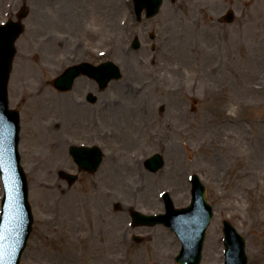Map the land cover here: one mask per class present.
Wrapping results in <instances>:
<instances>
[{"label": "rangeland", "instance_id": "1", "mask_svg": "<svg viewBox=\"0 0 264 264\" xmlns=\"http://www.w3.org/2000/svg\"><path fill=\"white\" fill-rule=\"evenodd\" d=\"M130 1L0 0V21L6 17V2L13 16L23 4L28 7L8 84L9 107L20 113L18 150L33 213L32 232L20 264H176L180 243L174 234L160 224L132 227L129 212L162 211L159 194L165 188L174 189L175 206H184L189 201L191 173H197L205 184L213 208L200 264H222V219L244 236L248 264H264V0H164L159 14L146 22L150 27L146 31L154 32L153 40L148 33L140 38L141 50L155 61L140 66L137 52L127 47L131 35L138 32ZM80 2L87 8L78 10ZM103 6L105 23L100 26L107 45L113 50L122 45V53H129L122 60L107 55L122 71L120 93L107 95V113L115 111L120 117L116 121L124 125L125 118L137 112V104L153 96L152 127H146L140 148L117 145L120 150L115 153L121 162L129 150L138 156L130 165L104 170L102 163L96 172H82L68 184L60 175L61 170L75 168L67 148L73 140H93L89 134L98 130L94 121L80 130L78 123H85L88 115L94 119L101 103L75 117V102L65 108L63 101L52 100L50 81L58 59L65 60V65L87 55V41L93 40L96 30L95 21L85 19L87 9L92 15ZM65 7L70 8V15L66 16ZM199 8L206 11V18ZM226 9L234 12L230 24L221 21ZM188 15H195L198 24L185 21ZM170 24L173 32L166 29ZM80 34L87 39L80 40ZM80 41L83 50L78 49ZM165 67L169 70L165 85L154 80L147 94L137 98L134 93L129 98L123 93L135 68L154 70L157 75ZM36 82H42L49 94H38L41 87ZM160 102L168 116L166 127L158 111ZM178 126L190 131L182 134ZM153 152L161 153L165 161L156 172L141 162L142 156ZM180 180L187 183L185 193L181 188L177 191ZM1 195L0 181V199ZM134 234L142 236V241H133Z\"/></svg>", "mask_w": 264, "mask_h": 264}, {"label": "water", "instance_id": "2", "mask_svg": "<svg viewBox=\"0 0 264 264\" xmlns=\"http://www.w3.org/2000/svg\"><path fill=\"white\" fill-rule=\"evenodd\" d=\"M137 9H146L147 16L157 13L162 0H136ZM226 21H232V12L225 15ZM17 22L0 24V171L4 186L0 217V264H20V256L31 231L32 214L28 202L26 177L19 165L17 143L19 117L17 110L8 109L7 84L15 53L14 41L21 32ZM104 68V66H103ZM98 73L103 72L97 69ZM118 68L107 63L106 80L116 77ZM77 70L69 68L59 79V87H67L65 78L71 83ZM79 153L77 162L86 169L95 168L87 164V151ZM85 157V158H83ZM150 169L156 171L163 164L160 155L148 159ZM192 199L188 206L174 208L172 200L165 193V213L146 215L131 211L133 225H153L163 223L170 227L181 241V249L175 257L177 264H199L206 227L212 216V207L206 202L205 187L196 174H193ZM224 264H246L244 238L227 221L223 220ZM136 241L141 238L134 236Z\"/></svg>", "mask_w": 264, "mask_h": 264}, {"label": "flooded vegetation", "instance_id": "3", "mask_svg": "<svg viewBox=\"0 0 264 264\" xmlns=\"http://www.w3.org/2000/svg\"><path fill=\"white\" fill-rule=\"evenodd\" d=\"M77 3V2H76ZM7 5V2H6ZM79 7V4L76 5ZM83 6L85 8H87V6L85 4H83V2H80V7L78 8V10H80V8H83ZM100 7L99 10H101L100 12H97L95 14H89V10L87 9V13L85 16V19L88 23H93L95 21V24L93 26L95 30V32L92 34L93 40H90V38L87 41V45H86V51L88 52L87 55L84 54L82 56L81 59L74 61L72 63H66L64 65L65 60H60L58 59L54 68L56 69L55 75L53 76V85L52 87L54 88V93L52 96V100H59V101H63V103L61 104L62 106H65V108H67L70 105V102H75L76 106H74L73 111H74V116L76 117H81L80 115H78V113H80V111H85V109L89 108V106L92 105H96V102H99V104L101 103V106L99 108V106H97V108H99V111L96 112L98 115L94 116L96 119V121L92 118L89 119V115H88V120H85L86 122H82L78 123V128L77 129H83L84 124L85 125H89L90 126V120H93L94 123L98 126V130H96V133L94 134H89L90 137L93 139L91 142H85V141H80L82 144H88V145H96L100 148L101 152H102V160H101V164H104V167H116V166H122L123 163L124 165L127 166V164H131L132 163V159L135 158V156H133L134 152L129 150L131 153L129 154V156L124 157L125 160L123 162H121L119 160L118 155L115 153V149L116 150H120V148L117 146H121L122 149H126L129 145H135L134 148L141 147V143H139L141 141V139L143 137H146L148 131L146 130V127L151 126L152 124L150 123V121H152V116L151 113L149 112L153 109V105H154V97L153 96H149V98H146L144 100V98L141 100V102H139L137 104V114L136 113H131L128 118H125V124L122 125L121 123H118V121H116L118 118L115 111H112V114L109 116L107 113V95H118L120 93V89H121V85L122 82L119 80L116 81H111L106 85H101L98 81L90 78L87 75H79L78 77L75 78L72 86L70 87V89L66 90V91H61L58 89V87H56L57 85H55V79L59 76V74L61 73V71L68 65L71 64H77L79 62L82 61H86L88 63L91 64H99V63H103L107 60V55H110V57H114L117 58L118 60H122L123 58L125 59L126 55H129V53L125 52L122 53V51H120V49L118 48V46L114 47V50L112 49V46H108L106 43V34L104 33V28H102L100 25L103 24L105 15H106V8ZM71 8H74L71 7ZM112 10L113 9H117L120 7L114 6L111 7ZM7 13L8 16L12 15V13L10 14L9 11V6H6ZM69 7H65L64 10H68L66 16L69 14H71ZM63 10V11H64ZM65 11V12H66ZM133 11V10H132ZM17 12V10L15 11V13ZM112 14H117L116 11H114ZM61 15V14H59ZM57 15V16H59ZM92 16V17H90ZM84 17L81 16V19H83ZM132 18H134V12H132ZM101 19V22H100ZM147 19H143L140 22H136L135 27L138 30L137 35L144 37L145 33H148L146 31V29L149 30L150 27H147ZM147 22V23H146ZM111 24H108V26H110ZM168 26H166V29ZM148 35V34H147ZM87 39V35L83 36L82 34H80V40L83 39ZM113 39H115V37H112ZM77 46L79 50H83L85 48V45L83 42H78ZM152 48L155 47V45L152 43L151 44ZM77 49H74V51ZM141 50V44L139 46L138 49L135 50V52H137V57L139 58V66L140 63L143 64L146 63V65L149 64V62H154L155 58L154 56H150L149 53H145L143 51L142 54ZM69 58V57H66ZM112 60H114L113 58H111ZM115 61V60H114ZM62 64V67L58 68V66ZM64 65V66H63ZM161 65V64H160ZM138 66V67H139ZM169 70H167V68H163L162 70L159 71V73L156 75L154 73V70H149L147 68H144V70L141 68L136 69L135 68V73H134V78L128 81H125L126 83V87H127V91H123V93L129 98V96H131L133 93L136 95V98L138 95L140 94H144V96L147 94V87L150 85V83H153V81L155 80V83L161 85H165L164 84V80L167 77ZM130 74H132V72H130ZM128 78V77H127ZM127 80V79H126ZM135 82H137V84H135ZM167 83V80H166ZM128 85H132V89H129ZM123 87L125 88V86L123 85ZM156 87V85L154 86V88ZM135 88V90H134ZM156 89V88H155ZM132 91L131 93H128ZM178 106L181 104V101L177 102ZM98 104V105H99ZM87 105V106H86ZM118 105V103L115 101L114 102V107H116ZM96 107V106H95ZM139 107L141 108V112H139ZM164 104L163 102H160L159 104V108L158 111L161 114V117L164 119L163 121V125L165 124L166 127V121H167V114L164 110ZM117 108V107H116ZM115 108H111V110H114ZM194 109V107H193ZM82 112V117L87 118L86 114H84ZM164 112V113H163ZM72 115V114H71ZM187 115V113L183 116H179V121L183 120V118ZM148 119H147V118ZM149 120V122H148ZM76 121V119L73 120V122ZM109 124V126H106V124ZM140 122V123H139ZM165 122V123H164ZM142 124V125H141ZM164 127V128H165ZM177 127V126H176ZM137 128V129H136ZM178 128L180 129V133H188L187 130L182 129L181 126H178ZM101 134V135H99ZM88 135V134H83ZM140 137V139H138V141H133L135 137ZM97 136V137H95ZM75 140L72 141V143H74ZM135 143V144H134ZM73 145L70 144L69 147ZM125 147V148H123ZM111 153L109 157L105 156V153ZM72 161L74 162L72 156L70 155ZM137 162V161H136ZM142 165L144 166V160L141 161ZM122 163V164H121ZM75 165V162H74ZM76 167V165H75ZM185 184H183L181 182V180L178 182V187H177V191L181 190L183 191V193H185L186 187L184 186ZM172 191H174V189L172 188Z\"/></svg>", "mask_w": 264, "mask_h": 264}, {"label": "bare ground", "instance_id": "4", "mask_svg": "<svg viewBox=\"0 0 264 264\" xmlns=\"http://www.w3.org/2000/svg\"><path fill=\"white\" fill-rule=\"evenodd\" d=\"M198 12L204 17V18H206L207 16L205 15L206 14V11H203L201 8H199V10H198ZM205 15V16H204ZM189 19L191 20V21H193V24L194 25H196V24H198V22H197V17L195 16V15H188V17H186V19H184L185 21H188L189 22ZM171 25L172 24H170L167 28H168V30L169 31H171V32H173L174 31V29H173V27H171ZM176 34V33H175ZM129 86V89L130 90H133L132 89V85H128ZM254 87V86H253ZM44 92H47L48 94H49V91L47 90L46 91V88L43 86V84L41 85V89L38 91V94H40V93H44ZM142 110H141V108L139 107V112H141ZM140 123V122H139ZM142 125V124H141ZM140 137L141 136H139L138 135V137H135L134 138V140L133 141H138V139H140ZM60 152V151H59ZM104 193H105V191H104ZM102 197V196H101ZM100 196H99V198H101ZM101 201L102 200H100V204H101Z\"/></svg>", "mask_w": 264, "mask_h": 264}]
</instances>
